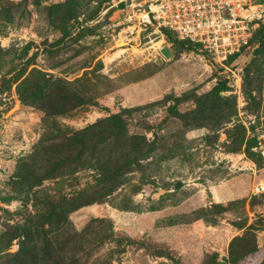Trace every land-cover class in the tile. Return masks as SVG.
Listing matches in <instances>:
<instances>
[{
	"label": "rangeland",
	"instance_id": "1",
	"mask_svg": "<svg viewBox=\"0 0 264 264\" xmlns=\"http://www.w3.org/2000/svg\"><path fill=\"white\" fill-rule=\"evenodd\" d=\"M176 37L119 0H0V264H264V32L235 74ZM113 114L102 189L65 132Z\"/></svg>",
	"mask_w": 264,
	"mask_h": 264
},
{
	"label": "built area",
	"instance_id": "2",
	"mask_svg": "<svg viewBox=\"0 0 264 264\" xmlns=\"http://www.w3.org/2000/svg\"><path fill=\"white\" fill-rule=\"evenodd\" d=\"M119 4L139 24L202 44L215 63L234 74L229 57L250 44L264 21V0H119Z\"/></svg>",
	"mask_w": 264,
	"mask_h": 264
},
{
	"label": "trees",
	"instance_id": "3",
	"mask_svg": "<svg viewBox=\"0 0 264 264\" xmlns=\"http://www.w3.org/2000/svg\"><path fill=\"white\" fill-rule=\"evenodd\" d=\"M168 34H170L172 31L165 29ZM257 34H261L264 32V25H260V27L256 30ZM256 31L250 41V44L244 48L238 53H235L234 55H231L227 61V64L229 66L235 67L234 62L240 58L241 56L244 55V52L246 48H249L251 46V43L256 37ZM175 34L174 32H172ZM177 36V34H175ZM171 36V35H170ZM172 38V37H171ZM174 41L177 43H181L187 47H190L191 49L197 50V51H205L209 55H211L210 52L205 50V48L202 46V44L194 42L190 39H181L179 36H177ZM173 39V38H172ZM253 55H256V50H254ZM212 57V55H211ZM213 58V57H212ZM214 61V59H213ZM217 68L226 70L224 67L221 65L215 63ZM234 64V65H233ZM229 89L227 85V81L223 82L219 88H217V93L222 90H227ZM186 115V114H185ZM124 125V120L123 117L120 114H113L112 116L105 118L103 120L98 121L96 124L91 125L81 131L78 132H65L66 136L68 137V142L66 144V147H72V146H78L81 149L79 150L78 154L79 156H82V151L83 150H90L92 152L93 157L95 158L96 162V167L102 171L103 175L100 177V179L97 180L96 186L100 187L102 189L107 187V183L109 182H114L117 180L116 175H119V170H113L112 164L110 162V156L112 155V151H120L121 154H126L127 155V150H128V144H124V142H120L118 136L120 135L121 132H117L120 130V128ZM123 134V133H121ZM104 145L106 149H108L107 154L104 157L97 156L96 155V149L99 148V146ZM131 146V144L129 145ZM72 156H69L66 161L67 162H72ZM83 160V159H82ZM122 167V165H121ZM111 168V170H105ZM106 171L104 173V171ZM96 187V188H97ZM94 188V186H93ZM88 191V190H86ZM91 191V190H90ZM112 191V190H111ZM87 193V192H86ZM100 195L102 193H99ZM45 249V248H44Z\"/></svg>",
	"mask_w": 264,
	"mask_h": 264
}]
</instances>
